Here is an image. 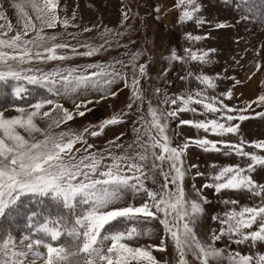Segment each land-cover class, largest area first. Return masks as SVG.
<instances>
[{
	"label": "snow or ice",
	"instance_id": "snow-or-ice-1",
	"mask_svg": "<svg viewBox=\"0 0 264 264\" xmlns=\"http://www.w3.org/2000/svg\"><path fill=\"white\" fill-rule=\"evenodd\" d=\"M229 2L230 0H225V3ZM257 4L264 10V0H240L238 7L251 14L257 11ZM14 7L18 10V22L22 31H17L9 39L0 38V83L16 81L13 88L16 97H22L28 92L26 85H39L55 96L71 98L95 91L101 93L99 99L104 100L108 96L118 95V92L110 91V86L119 78L124 80L126 87L132 89L133 96L140 98L139 79L136 75H133L129 84L125 76L115 70L110 71L111 66L88 64L83 69H56L39 75H28L23 69L13 68V64L23 65L34 59L63 61L71 58L58 54V49L71 47L66 43L53 44L44 49L47 55L39 51L33 54L29 47H38V42L46 38L56 39L54 35L48 37L45 29L56 28L58 24L65 28L69 26V20L61 19L59 15V0H19ZM176 7L183 8L181 22L195 21L197 25L205 23L204 18L197 15L201 10L198 0H178ZM28 9H31L35 20L39 22V29ZM124 18L127 19V13H124ZM0 19H6L4 12H0ZM4 27V24H0V29ZM7 28L11 30L10 22ZM30 31L36 32V36L27 39ZM85 31L91 29L86 28ZM4 35L6 32H0V37ZM187 38L199 41L207 37L189 33ZM84 47L88 50L77 52L73 48L72 55L91 57L100 51L96 47ZM209 51L215 50L198 52L187 49L186 56L172 51L167 59L170 62L194 61L207 64L211 62ZM140 55L142 53H134L132 56L130 62L134 69V61ZM146 69L147 65H139L140 77L147 76ZM188 76L194 77L206 88L216 87L214 78L206 74L194 75L189 72ZM156 91L159 92L160 89ZM224 95L230 99L231 90ZM96 102L98 101L74 102V109L70 110L52 99H42L32 105L30 110L17 108L19 115L14 117H5L4 112L0 111V219L6 218L9 221L6 228H0V264H161L153 255V249L166 252V239L174 244L179 257L177 264H190L187 259L189 252L199 264H209L210 261L219 264L225 258V249L214 245L224 237L231 243L247 244L249 247L264 243V184L256 182L251 175L258 166L264 168V155L245 151L246 143L247 146L264 150V140L232 143L223 139L210 140L205 136L199 139L188 138L182 145L173 147L166 133L167 124L161 122L157 110L150 105L151 126L157 130L159 138L149 133L151 143H138L142 151L133 155L108 152L106 157L102 153L89 152L88 149L93 145L88 144L82 135L61 132L57 137L36 123L37 117H52L47 128L50 130L53 126L59 127L77 116H85L86 112L92 111L88 105ZM163 103L180 105L166 113L170 118H175L179 112L197 111L191 107L192 104L202 105L205 113L218 114L215 119L181 120L180 125L192 126L220 137L239 133L240 125L231 124V121L250 118L242 114H229L237 110L230 109L217 97L206 95V90L175 98L165 94ZM253 103L264 105V94ZM46 105L54 107L41 112ZM128 107L131 108V104ZM239 111L243 112L245 109ZM53 113L57 115L53 117ZM257 115L264 116V112ZM123 122L120 114H116L102 120L99 130L91 131L89 135L100 136L108 126ZM84 131L88 132V129L85 128ZM35 133L43 134V139H36ZM116 139L119 140V137ZM140 139L138 136L137 142ZM77 143H83L86 147L75 149ZM109 143L114 144L115 141ZM190 144H195L205 152L246 157L250 162L244 167L239 164L211 165L218 168V171L209 174L210 181L201 188H196L195 184L192 186L200 199H187L184 190L185 161L182 157ZM115 146L123 147L120 144ZM74 149L80 155H75ZM106 158H110L111 163L105 164ZM165 162L169 165L167 170L164 169ZM190 167L197 168L198 165ZM149 172L152 173L151 176ZM157 172L163 178L162 183L157 184ZM203 175L199 171L196 173V176ZM148 180L157 184L158 190L148 187ZM204 188L214 189L216 194L225 190L246 192L260 200L259 204L239 209L232 207L223 214L212 216L221 227L218 233H212L213 244L207 246L201 243L195 231L197 221L205 213L204 204L209 202L202 196ZM128 194L133 199L142 196L143 203L120 206ZM222 203L236 205L239 201L223 200ZM21 220L22 225L18 223ZM153 220L158 221L163 228L159 245L133 246L128 243L143 237L150 238L153 229L138 225ZM116 224L123 227L116 228ZM21 227L24 231L19 235L14 234ZM226 258L228 264H264V254L261 253L253 256L229 252Z\"/></svg>",
	"mask_w": 264,
	"mask_h": 264
},
{
	"label": "rangeland",
	"instance_id": "rangeland-1",
	"mask_svg": "<svg viewBox=\"0 0 264 264\" xmlns=\"http://www.w3.org/2000/svg\"><path fill=\"white\" fill-rule=\"evenodd\" d=\"M17 2L19 0H0V12H4L6 17V19H0V24L5 25L4 29H0V32H6V35L0 38L9 39L17 31H22V26L18 22V10L14 7ZM239 2L240 0H230L229 3H225V0H198L201 10L197 15L202 16L205 23L197 25L195 21H180L183 8L176 7L178 0H59V15L61 19L67 18L69 20V26L65 28L62 24H58L56 28L45 29L44 32L48 37L54 35L56 39L46 38L44 41L38 42V47L32 45L29 47L32 48L33 54L39 51L47 55L44 49L53 44L66 43L71 47L57 51L58 54L68 55L71 58L63 61L34 59L23 65L13 64V68L23 69L28 75H39L56 69L63 70L71 67L83 69L88 64L111 66L109 70H115V72L125 76L129 84H131L133 75H136L139 79L140 98L133 96L132 89L126 87L124 80L119 78L110 86V91L118 92V95L115 97L108 96L104 100H100L101 93L95 91H89L87 95L69 98L55 96L39 85H26L30 98L20 102L14 101L10 106L1 104L0 111L4 112L5 117H14L19 115L16 111L17 108L23 107L30 110L32 105L42 99H52L70 110L74 109V102L79 103L81 100L98 101L88 105L92 111L86 112L85 116H77L73 121L61 124L59 127L53 126L50 130L47 128L52 117H37L36 123L40 128L52 132L57 137L61 132L82 135L88 144L93 145L91 149H88L89 152L102 153L106 157L108 152L117 155L126 152L128 155H133L135 152L142 151L138 147V143H151L149 133L159 138L157 130L151 126L150 105L157 110L161 122L167 124L166 133L173 147L182 145L188 138L199 139L205 136L210 140L223 139L232 143H239L241 140L245 142L264 140V116L257 115L264 112V105L253 103L260 95L264 94V24L238 7ZM28 12L37 24V29H39V22L35 20L34 13L31 9H28ZM124 13H127V19L124 18ZM73 14L75 18H73ZM9 22L12 26L10 31L7 28ZM220 24L224 27H217ZM86 28L91 29V31H85ZM189 33L207 38L192 41L187 38ZM35 36L36 32L30 31L26 38L32 39ZM84 46L96 47L100 51L91 57L72 55L73 48L77 52L88 50ZM187 49L198 52L211 49L215 51H209L211 62L207 64L194 61L188 63L170 62L167 59L172 51H176L178 55L186 56ZM5 50L12 51L11 49ZM134 53H142L134 61L135 69L133 63L130 62ZM139 65H147L146 77H140ZM93 70L88 69V71ZM189 72L194 75L203 73L213 77L216 87L206 88L194 77H189ZM181 77L187 78L181 79ZM16 83L13 80L0 83L1 103L5 101L4 96L7 92H13ZM157 89L160 91L157 92ZM200 90H206V95L217 97L230 109L237 110L229 114L237 116L242 114L250 117L244 121L230 122L240 125L238 134L220 137L192 126L180 125L181 120L200 121L217 118L218 114L205 113L202 105L192 104L191 107L196 108L197 111L179 112L175 118L166 115L168 111L180 105L163 103L165 94L175 98ZM229 90L232 92L230 99L224 95ZM129 104H131V108L128 107ZM249 104L251 107H248ZM52 107L54 106L46 105L41 112ZM241 109H245V111L240 112ZM116 114H120L123 123L108 126L100 136L92 137L89 135V132L99 130V124L102 120L111 118ZM56 115L57 113H53V117ZM85 128L88 129V132L84 131ZM137 129L139 131H136ZM138 136L141 139L137 142ZM35 137L36 139H43V134L35 133ZM117 137L119 140L116 139ZM110 141H115V143L110 144ZM116 144L123 145V147L118 148L115 146ZM85 147L86 145L83 143L75 145V149ZM75 149L73 150L74 154L80 155V153L75 152ZM245 151L264 155V150L247 146V143ZM182 158L185 161L184 168L186 170L184 178L186 198L195 200H199L200 197L193 191V184L196 188H201L203 184L210 181L209 174L218 171V168H213L211 165L239 164L244 167L250 162L248 158L234 154L224 155L223 153L205 152L195 144H190ZM104 163H111V159L106 158ZM191 165H198V167L192 168ZM148 167H151V159L148 162ZM168 167V163L165 162L164 169L167 170ZM197 171L204 175L196 176ZM148 174L152 175L151 172ZM251 175L256 182L264 184V168L258 166ZM156 179L157 184L163 182V178L158 172ZM146 183L148 187L158 190L157 184H154L152 180H148ZM202 196L206 197L209 202L204 204L205 213L197 221L195 231L205 246L213 244L212 233L214 231L218 233L221 227L218 221L212 219V216L223 214L232 207L239 209L243 206H253L260 203L259 198L251 197L246 192L225 190L216 194L214 189L204 188ZM143 199L142 196L133 199L131 194H128L120 206L126 204L139 205L143 203ZM223 200H237L239 203L226 205L222 203ZM8 224H1V228H6ZM115 227L121 228L123 225L116 224ZM138 227L152 228L153 235L150 238L143 237L136 241H128V243L133 246L160 244L163 228L158 221L153 220L147 224H140ZM21 233L22 231L18 230L14 234L19 235ZM165 242L167 251L161 252L153 249V255L161 264H177L179 257L173 242L170 239H166ZM214 246L225 249V258L221 259L219 264H228L226 257L229 252H240L253 256L257 253L264 254V243L249 247L247 244L231 243L224 237L220 241H216ZM187 259L190 264H199L191 252L188 253ZM209 264H216V262L210 261Z\"/></svg>",
	"mask_w": 264,
	"mask_h": 264
},
{
	"label": "trees",
	"instance_id": "trees-1",
	"mask_svg": "<svg viewBox=\"0 0 264 264\" xmlns=\"http://www.w3.org/2000/svg\"><path fill=\"white\" fill-rule=\"evenodd\" d=\"M250 15L254 16L255 18H257L258 21H260V23L264 24V10H262L260 8V5L257 4V11L251 13ZM1 92V91H0ZM5 92H7V90H5ZM6 99L4 102H0V105L3 104L4 106H10L14 101L16 102H20L23 99L26 98H30V93L29 91L23 95L22 97H16L13 92L9 93L7 92L6 95L4 96ZM3 107V106H2ZM9 221L6 218L1 219L0 221V228H1V224H8ZM18 223H20L21 225L23 224V221H18ZM19 230H21L22 232L24 231V229L21 227Z\"/></svg>",
	"mask_w": 264,
	"mask_h": 264
}]
</instances>
